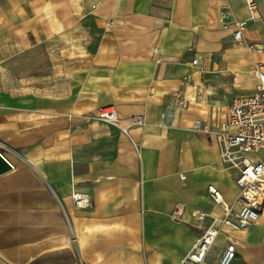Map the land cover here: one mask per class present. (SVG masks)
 Returning <instances> with one entry per match:
<instances>
[{"label":"crops","instance_id":"0c3cea01","mask_svg":"<svg viewBox=\"0 0 264 264\" xmlns=\"http://www.w3.org/2000/svg\"><path fill=\"white\" fill-rule=\"evenodd\" d=\"M255 2L235 42L218 16L245 0H0V264H180L224 215L210 187L241 210L215 132L264 68ZM103 107L143 123L123 134ZM229 238L233 264H264V212L205 264Z\"/></svg>","mask_w":264,"mask_h":264},{"label":"built area","instance_id":"2783aa9c","mask_svg":"<svg viewBox=\"0 0 264 264\" xmlns=\"http://www.w3.org/2000/svg\"><path fill=\"white\" fill-rule=\"evenodd\" d=\"M248 11L247 19H239L232 12L223 9L219 13V22L224 29L233 28L232 36L235 42H243L244 30L249 21L259 19L258 6L255 0H245ZM194 64L198 60L193 61ZM257 84L252 94L239 97L231 104L226 119L215 132L217 141L221 144L223 159L230 168L239 171L237 187L241 210L234 212L232 207L223 201L222 195L210 187L212 198L220 204L224 215L215 218L211 225L204 230L202 236L195 242L190 252L180 264H205L206 258L214 246L223 227L238 232L257 223L264 212V68H256ZM96 118L107 125L120 129L128 134L130 127L142 125L141 118H134L129 126H122L117 112L112 107L99 108ZM205 133H211L208 124L202 128ZM252 156V157H250ZM72 200L77 208H88L90 197L86 194L74 193ZM180 210L174 217L178 220ZM207 216L199 213L197 216L199 228ZM220 225H216V222ZM237 258V244L228 239L227 245L219 251L217 264H233Z\"/></svg>","mask_w":264,"mask_h":264},{"label":"water","instance_id":"95a60500","mask_svg":"<svg viewBox=\"0 0 264 264\" xmlns=\"http://www.w3.org/2000/svg\"><path fill=\"white\" fill-rule=\"evenodd\" d=\"M11 169L10 163L0 154V175L7 173Z\"/></svg>","mask_w":264,"mask_h":264}]
</instances>
